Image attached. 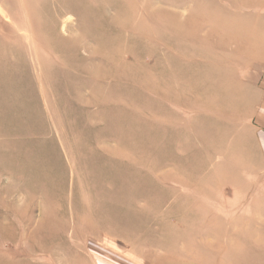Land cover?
<instances>
[{
  "label": "rangeland",
  "instance_id": "rangeland-1",
  "mask_svg": "<svg viewBox=\"0 0 264 264\" xmlns=\"http://www.w3.org/2000/svg\"><path fill=\"white\" fill-rule=\"evenodd\" d=\"M0 264H264V0H0Z\"/></svg>",
  "mask_w": 264,
  "mask_h": 264
}]
</instances>
